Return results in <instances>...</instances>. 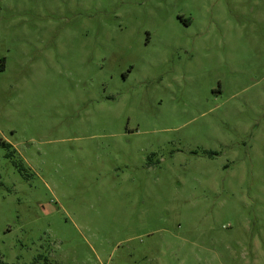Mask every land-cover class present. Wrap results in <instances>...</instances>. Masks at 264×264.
Returning <instances> with one entry per match:
<instances>
[{
    "label": "rangeland",
    "instance_id": "1",
    "mask_svg": "<svg viewBox=\"0 0 264 264\" xmlns=\"http://www.w3.org/2000/svg\"><path fill=\"white\" fill-rule=\"evenodd\" d=\"M0 258L264 264V0H0Z\"/></svg>",
    "mask_w": 264,
    "mask_h": 264
},
{
    "label": "trees",
    "instance_id": "2",
    "mask_svg": "<svg viewBox=\"0 0 264 264\" xmlns=\"http://www.w3.org/2000/svg\"><path fill=\"white\" fill-rule=\"evenodd\" d=\"M5 148H10L8 144L3 145ZM12 155V153H9L8 156ZM0 264H6L1 258H0Z\"/></svg>",
    "mask_w": 264,
    "mask_h": 264
}]
</instances>
